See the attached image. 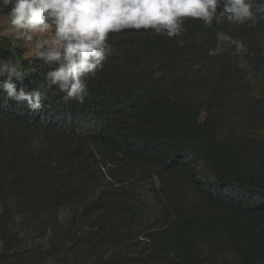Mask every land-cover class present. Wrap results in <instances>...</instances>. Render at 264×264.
<instances>
[{
    "label": "trees",
    "instance_id": "16d2710c",
    "mask_svg": "<svg viewBox=\"0 0 264 264\" xmlns=\"http://www.w3.org/2000/svg\"><path fill=\"white\" fill-rule=\"evenodd\" d=\"M184 27L109 33L83 103L0 38L17 88L46 97L0 89V264H264V20Z\"/></svg>",
    "mask_w": 264,
    "mask_h": 264
},
{
    "label": "clouds",
    "instance_id": "9594fccd",
    "mask_svg": "<svg viewBox=\"0 0 264 264\" xmlns=\"http://www.w3.org/2000/svg\"><path fill=\"white\" fill-rule=\"evenodd\" d=\"M0 8L8 9L18 38L32 42L35 34L53 31L51 41L33 45L51 68L45 79L49 87L58 85L65 101L80 103L87 96L86 78H94L106 59L109 33L151 29L171 38L186 31L185 18L209 27L218 14L249 27L264 20V0H0ZM0 76L6 77L0 89L8 98L26 101L33 112L44 106L42 91L17 88L23 80L17 63L0 60Z\"/></svg>",
    "mask_w": 264,
    "mask_h": 264
},
{
    "label": "rangeland",
    "instance_id": "374dc122",
    "mask_svg": "<svg viewBox=\"0 0 264 264\" xmlns=\"http://www.w3.org/2000/svg\"><path fill=\"white\" fill-rule=\"evenodd\" d=\"M7 11L8 9L4 10L3 8H0V38H4V39L7 38L8 40L15 41L14 43L17 45L18 48H20V51L23 53L24 58H34V57L38 58V55L36 54V50L33 47L34 43L38 41H44L46 43L51 41L54 38L53 31L50 29L46 33L35 34L32 42H29L23 38H18L13 27L10 24V17L7 15ZM55 120L61 123L75 122L76 124H78L79 128L84 130L94 131L100 129V126L98 124H94L90 121L88 123H81L84 120V118H80L74 121V119L72 118H66L60 116L57 117ZM107 132L109 133L107 134L106 139L104 141L105 145L115 144V147L119 150L121 149L122 152H125V154L131 153L133 148L132 146L129 147L127 150L121 148V146H123L125 143L127 144V142L128 143L131 142L128 138H126L123 134H121L119 131L115 129L108 130ZM141 175L150 176L151 171L149 169H145L144 171L139 172L138 178H140Z\"/></svg>",
    "mask_w": 264,
    "mask_h": 264
}]
</instances>
